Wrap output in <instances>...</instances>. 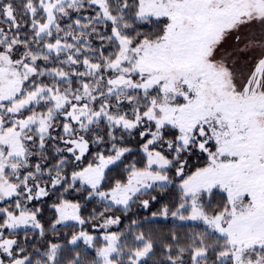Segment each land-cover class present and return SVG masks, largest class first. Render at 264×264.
Listing matches in <instances>:
<instances>
[{"label": "snow or ice", "instance_id": "obj_1", "mask_svg": "<svg viewBox=\"0 0 264 264\" xmlns=\"http://www.w3.org/2000/svg\"><path fill=\"white\" fill-rule=\"evenodd\" d=\"M0 264H264V0H0Z\"/></svg>", "mask_w": 264, "mask_h": 264}, {"label": "trees", "instance_id": "obj_2", "mask_svg": "<svg viewBox=\"0 0 264 264\" xmlns=\"http://www.w3.org/2000/svg\"><path fill=\"white\" fill-rule=\"evenodd\" d=\"M160 225H161L162 227L167 228V227H170V226H171V222H170V221H169V222L161 221V222H160Z\"/></svg>", "mask_w": 264, "mask_h": 264}]
</instances>
